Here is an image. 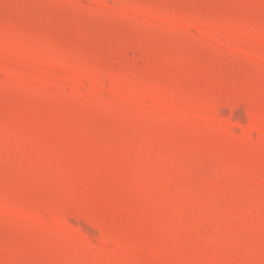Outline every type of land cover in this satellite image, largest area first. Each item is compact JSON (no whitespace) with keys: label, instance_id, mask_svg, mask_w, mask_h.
<instances>
[{"label":"rangeland","instance_id":"obj_1","mask_svg":"<svg viewBox=\"0 0 264 264\" xmlns=\"http://www.w3.org/2000/svg\"><path fill=\"white\" fill-rule=\"evenodd\" d=\"M0 264H264V0H0Z\"/></svg>","mask_w":264,"mask_h":264}]
</instances>
